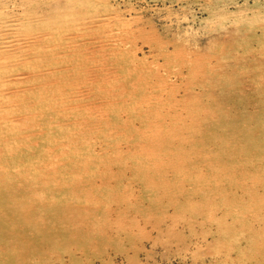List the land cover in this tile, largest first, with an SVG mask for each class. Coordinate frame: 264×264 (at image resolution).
Masks as SVG:
<instances>
[{"label":"rangeland","instance_id":"374dc122","mask_svg":"<svg viewBox=\"0 0 264 264\" xmlns=\"http://www.w3.org/2000/svg\"><path fill=\"white\" fill-rule=\"evenodd\" d=\"M0 12V264H264V0Z\"/></svg>","mask_w":264,"mask_h":264},{"label":"bare ground","instance_id":"6f19581e","mask_svg":"<svg viewBox=\"0 0 264 264\" xmlns=\"http://www.w3.org/2000/svg\"><path fill=\"white\" fill-rule=\"evenodd\" d=\"M27 3V2H26ZM61 8V7H60ZM32 10H34V9H32ZM2 12V11H1ZM0 12V13H1ZM5 12V11H4ZM9 13V12H8ZM27 13H29V12H27ZM10 14V13H9ZM110 14V13H109ZM36 15V14H35ZM106 15V14H105ZM39 16V15H38ZM102 16V15H101ZM33 15L32 14H27V15H22V14H19L18 13V15L16 14H13V16L12 17H10V16H7V17H4L3 18V20H1L0 21V56H3V57H5L6 59H7V56H6V51H7V49H8V47H9V45H7L6 43H8V42H5V41H2V39L3 38H6V39H8V36H9V34L10 33H13L12 31H13V27H14V31L16 32V30H17V32L18 31H20L21 32V34L22 33H24L25 34V30L24 29H27V30H29V31H27V32H30L32 29H30L29 27L30 26H36V25H40V20H39V18H35V19H33ZM36 17V16H35ZM74 17V16H73ZM93 17V16H92ZM103 17V16H102ZM90 18V17H89ZM108 18V17H107ZM2 19V18H1ZM44 19L45 18H43V20L41 19V23L44 21ZM77 19V18H76ZM53 20V19H52ZM54 20H56V19H54ZM104 20V19H103ZM45 21H47V20H45ZM48 22V21H47ZM49 23V22H48ZM43 24V23H42ZM44 25H47V23L45 24L44 23ZM73 25H77V24H73ZM86 25V24H85ZM84 25V26H85ZM43 26V25H42ZM23 27H24V29H23ZM44 27H47V26H44ZM73 27V26H72ZM103 27V26H102ZM104 28V27H103ZM11 30V31H10ZM51 31L52 32V29H47V31ZM38 32H39V30H38ZM42 32V31H41ZM54 32V31H53ZM36 33V32H35ZM48 35H51V33H49V32H46ZM17 34V33H16ZM20 34V33H19ZM28 35H30V34H28ZM27 35V36H28ZM43 35V34H42ZM82 35V34H81ZM98 35V34H97ZM105 35V34H104ZM17 36H19V35H17ZM9 38H11V37H9ZM27 38V37H26ZM13 40V39H12ZM12 40L10 41L9 40V43L10 42H12ZM17 40V39H16ZM15 40V41H16ZM23 39H21V41H22ZM69 40V39H68ZM19 41H20V38H19ZM25 41V40H24ZM24 41H22V42H24ZM79 41V40H78ZM2 42H4V43H2ZM44 47H45V45H44ZM97 47V46H96ZM101 53V52H100ZM87 59V58H86ZM211 66V65H210ZM90 67V66H89ZM96 68V67H95ZM48 69V68H47ZM112 72V71H111ZM153 73V72H152ZM93 74H94V72H93ZM107 74V73H106ZM110 74V73H109ZM50 81V80H49ZM47 82V81H46ZM158 86V85H157ZM85 87V86H84ZM87 87V86H86ZM100 87V86H99ZM40 88V87H39ZM42 88V87H41ZM125 88V87H124ZM33 91V90H32ZM47 91V90H46ZM50 91V90H49ZM32 93H34V92H32ZM36 93V92H35ZM35 93H34V95H35ZM130 93V92H129ZM33 95V94H32ZM38 95V94H37ZM37 95H36V97H37ZM156 95V94H155ZM39 97H40V95H39ZM29 98V97H28ZM41 98V97H40ZM142 98V97H141ZM23 99V98H22ZM37 99H39V98H37ZM23 100H25V99H23ZM33 100V99H32ZM34 100H35V98H34ZM113 100V99H112ZM26 101V100H25ZM37 101V100H36ZM108 101V100H107ZM27 102V101H26ZM33 103V102H32ZM37 103V102H36ZM79 103V102H78ZM173 104V103H172ZM180 104V103H179ZM100 105V104H99ZM34 106V105H33ZM38 106V105H37ZM42 106V105H41ZM176 105L174 104V106L173 107H175ZM31 107V106H30ZM179 107V106H178ZM183 107V106H182ZM24 108V107H23ZM63 108V107H62ZM185 108V107H184ZM183 109V108H182ZM23 110V109H22ZM30 110V109H29ZM39 110V109H38ZM104 110H106V109H104ZM179 110V109H178ZM42 112V111H41ZM177 112V111H176ZM175 112V113H176ZM42 113H44V111L42 112ZM171 113H172V111H171ZM46 114V113H45ZM157 116H158V114H156ZM41 116V115H40ZM155 116V115H154ZM167 118V117H166ZM175 118V117H174ZM178 118V117H177ZM178 122V121H177ZM176 122V123H177ZM229 122V121H228ZM82 123V122H81ZM148 123H150V122H148ZM232 123V122H231ZM169 125V124H168ZM161 127V126H160ZM168 127V126H167ZM147 128H148V126H147ZM228 128H230L231 130H232V133H234V132H237V130L238 131H240L239 129H241L242 127H238V126H236V125H234L233 123L232 124H230L229 123V127ZM155 130V133L156 132H158L157 130L158 129H154ZM246 130V129H245ZM249 130H247V131H243V132H245V134H246V136H247V132H248ZM38 132V131H37ZM77 132V131H76ZM149 132H153V131H149ZM149 132H147V133H149ZM146 133V132H145ZM152 136V135H151ZM155 136V135H154ZM152 137H150V139H151ZM9 141V140H8ZM6 142V141H5ZM39 142V141H38ZM137 143V142H136ZM144 142H140V144H143ZM148 143V142H147ZM5 144V143H4ZM50 148V147H49ZM61 151V150H60ZM132 151V150H131ZM145 151L147 152V150L145 149ZM149 151V150H148ZM157 151V150H156ZM137 152V151H136ZM119 154V153H118ZM28 163V162H27ZM46 163V162H45ZM129 163V162H128ZM5 165V164H4ZM8 167V166H7ZM5 170H7L6 168H5ZM46 171V170H45ZM8 172V171H7ZM9 172H11V171H9ZM3 173V172H2ZM4 174V173H3ZM1 188V187H0ZM8 189V188H7ZM40 195V194H39ZM6 208V207H5ZM4 207H3V209H5Z\"/></svg>","mask_w":264,"mask_h":264}]
</instances>
